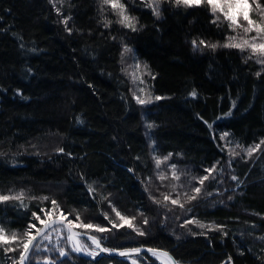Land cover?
Segmentation results:
<instances>
[{
	"label": "trees",
	"instance_id": "obj_1",
	"mask_svg": "<svg viewBox=\"0 0 264 264\" xmlns=\"http://www.w3.org/2000/svg\"><path fill=\"white\" fill-rule=\"evenodd\" d=\"M120 1L135 30L102 0H0V195L19 197L0 201V227L40 229L33 214L47 221L56 201L78 225L108 229L82 233L109 250L149 247L180 264H264V68L222 46L229 27L206 5L168 1L158 17L142 0ZM125 49L160 97L146 108L133 95ZM152 148L181 176L212 170L207 199L181 198ZM42 239L28 264H133L84 259L73 248L51 255L38 251ZM6 248L0 264H20ZM145 258L155 259L136 260Z\"/></svg>",
	"mask_w": 264,
	"mask_h": 264
},
{
	"label": "rangeland",
	"instance_id": "obj_2",
	"mask_svg": "<svg viewBox=\"0 0 264 264\" xmlns=\"http://www.w3.org/2000/svg\"><path fill=\"white\" fill-rule=\"evenodd\" d=\"M53 1L55 2V4L58 1L62 2V0H53ZM142 1L147 3L149 6H152L155 10H157V9L159 10L164 5V3H167L168 1L175 2V0H142ZM120 3H121V1H120ZM199 5L200 6L201 5L208 6L209 11L212 12L213 15H215L214 19L216 21L221 22V24L225 23L226 26L228 25V27H229V38H228L229 43H242L245 39H248L250 42H256V43L264 42V33H259L255 30H252L249 32L244 31V29L248 28L249 25H248L247 20H245L243 18V14H246L248 16V18L253 21V28H255L256 26L264 27V8L259 3L258 0H247L246 3L241 2L237 5V7H235L234 9L231 10V14L233 16H235L237 19L238 26L232 25L229 20L225 19L223 12H221L219 10L216 12H213L211 6L207 3V0H201V3ZM193 6H196V5H193ZM224 10L228 11V9H224ZM233 37L235 38L234 40L232 39ZM253 37H256L255 41L252 40ZM243 52L245 53L246 56H248L249 59H254L257 63L262 65V67L264 68V62H258V61H264V54L252 53L251 50L247 47L244 48ZM126 55H127V57L124 56L123 64L126 68V72H127L128 76L132 80L133 95H134L137 102H138V99L145 101L144 103L138 102V104H140L142 107L146 108L147 106H150L151 104L155 103L156 99L152 96V94L150 93V90L148 88L147 80L145 79V75H146L145 68L140 63V61L137 59V57L134 53H132L130 51ZM146 126H147V124H146ZM147 138L149 141H151V133L149 131H147ZM156 154H157L156 151L152 148V155L153 156L155 155V158H157V160L161 161L159 169H158L159 173L160 172H166L165 171V167H166L168 169V171H170L169 172L170 175L173 176V173L171 170L172 164L169 161L167 162V160H165L164 159L165 157H163V156H159L157 154V157H156ZM164 161H166V164L164 163ZM175 172L180 177L178 180L176 179L178 182V185H179L178 186V188L180 189L179 191L184 192V194L181 196V198H184L185 196H187V197L197 196L196 197L197 200L207 199V198H205L204 195H205V192L208 193V190H207V187L204 185H206L207 181L213 176L211 174V172L207 171V172H205V174H203L200 177H197L194 173H192V176H181L177 166H175ZM225 172H227V171H225ZM204 176H207L208 180H205L204 184L201 185L199 183V179L204 177ZM165 179H166V177H165ZM196 187H199L201 189L199 194H197L193 191V189ZM187 189H189V190L191 189L190 191H192V192L189 193V190H187ZM185 190H187V191H185ZM175 197H176V195H175ZM177 199L178 198L176 197V200ZM176 204H180V201H179V203H176ZM61 213H63V212L59 209L53 211L52 215L47 216V222L50 221L51 219H54V218H62V219L66 218L65 219L66 221H73V223L70 225H72L74 228H76L78 231H80L82 233V229H84V228L81 227V229H80V226L78 225V223L69 214L63 213V215H61ZM170 220L173 221L172 218ZM121 222L124 223L125 226L128 225L124 221H121ZM133 222L134 221L131 220V224H133ZM31 231H32V235L35 236L37 234L36 229H32ZM12 233H10V234H12ZM6 234L10 235L9 233H6ZM15 234L17 235V237H21L23 233L20 232V233H15ZM42 238H41L42 241L38 246V251L47 252L51 255L53 252L56 253L58 251L61 253L62 256L66 255L65 250H67V249L73 248L76 251L75 245H74L73 241L71 240L67 230L64 227H61V226L55 227V228L51 229ZM24 239H27V237H25ZM78 239H79V244H80L82 250L84 251V253L87 256L94 257L95 255H97L99 253V249H98V247L94 241H92L91 239L90 240L81 239V238H78ZM4 245L5 246L8 245L10 248L16 249L15 251H12L13 253L16 252V253H19V255H21V253L23 252L22 244L19 241L17 243L4 244ZM35 246H34V248H35ZM104 250L112 251V252L123 251V250H109L106 248H104ZM124 251H126V250H124ZM154 257H155L154 261H150V260L145 258V263L146 264H170L169 260L166 258H162L160 256H154ZM136 258L137 257L127 258V259L131 260V262L133 264H144V261L140 262V261L136 260ZM44 262L49 263V262H51V260L48 261L46 259V260H44ZM17 263H20V261L18 260ZM28 263H29V260H28ZM4 264H6V263L4 262Z\"/></svg>",
	"mask_w": 264,
	"mask_h": 264
},
{
	"label": "snow or ice",
	"instance_id": "obj_3",
	"mask_svg": "<svg viewBox=\"0 0 264 264\" xmlns=\"http://www.w3.org/2000/svg\"><path fill=\"white\" fill-rule=\"evenodd\" d=\"M102 2L105 5H110L113 9H118L119 10L118 14L121 17V21L120 22L122 24H124L125 27H129V28H132L133 30H135L134 23H133L134 18H130L129 16H127L125 14L124 5L120 3V0H102ZM241 2L246 3L247 0H207V3L211 6L213 12H216L218 10L223 12V15H224L225 19L229 20L232 25H237V26H238L237 19H236L235 16H233L231 14V10L234 9L235 7H237V5L239 3H241ZM175 3L177 5L183 4V5L187 6V7H191L193 5H199L201 3V0H175ZM224 9H228V11H225ZM155 15H157L159 17L158 9L155 11ZM243 18L245 20H247L248 25H249L248 28L244 29L245 32H249V31L255 30V31L259 32V33H264V27L256 26L255 28H253V21L250 20L246 14H243ZM213 22H215V21H213ZM65 23H67V21H65ZM232 39L234 40L235 38L233 37ZM252 40L255 41L256 37H253ZM200 43H203V41H201ZM193 44L195 45V41L193 42ZM222 46L226 47V48H238L241 51H243L244 48L247 47V48H249L251 50L252 53L264 54V42L256 43V42H250L248 39H245L242 43H229V44H225V45H222ZM210 47L215 49L217 47V45L212 44V45H210ZM125 51H130V49H125ZM258 62H264V61H258ZM192 95L195 96V92H193ZM156 99L159 100L160 97H156ZM138 102L139 103H144L145 101L138 99ZM225 135H227V134H225ZM261 143H264V141H262ZM255 147L259 148V145H256ZM247 152H248L249 155H251L252 152H253V148L247 149ZM164 159L167 160L168 157H165ZM160 163H161V161L157 160V167L158 168L160 166ZM171 170H172V173H173V178L178 180L180 177L175 172V165L174 164L171 166ZM205 171L211 172L212 170L206 169ZM160 178L161 179H165V177L163 175H161ZM207 179H208V177L204 176V177L199 179V183L201 185H203L204 181L207 180ZM233 179H236V177H233ZM193 191L195 193L199 194L201 189L199 187H196V188L193 189ZM20 195H22V194H20ZM18 198H19L18 196L17 197H9V196L0 195V201H6L8 199H18ZM195 198H196V196H191L190 197V199H195ZM44 199H47V197H45ZM165 199H169V197L165 196ZM172 203L176 204L177 201L176 200H172ZM52 205H53V209L45 211V216H50V215H52L53 211L59 209V205H57L56 201H52ZM42 211H44V210H42ZM113 211L116 212V216H118L121 221H124L125 223L128 224L129 227H132L131 221L127 217L121 215V213L119 211H116L115 209H113ZM33 215L35 216V219L40 222V224H45L47 226V221L45 219H41V217L39 215H36L35 213ZM61 215H63V213H61ZM106 218H107V216H106ZM79 219L80 218L77 215L76 216V220L79 221ZM68 223L72 224L73 221H68ZM110 223L112 224L113 228H117V227L120 226V225H117L113 221H110ZM79 226L80 227H85V228H95V231H98V232H104V231L108 230V229H106L104 227L94 226L92 224H80ZM32 229H36L37 234H39V233L44 231L43 229L37 228L35 224H30L28 226V230H26L22 234L21 237H17V235L15 233H12L10 235L6 234V232L3 229V227H0V245L17 243L18 241L22 244L23 252L20 255V264H24V261L26 259H28L27 253L30 250V246H33V241L36 238L34 235H32V231H31ZM140 234L143 235V233H140ZM25 237H27V239H24ZM93 239H95V238H93ZM97 246L99 247L98 242H97ZM15 250L16 249H14V248H6L5 249V251H15ZM120 254L121 255H125V253H120Z\"/></svg>",
	"mask_w": 264,
	"mask_h": 264
},
{
	"label": "water",
	"instance_id": "obj_4",
	"mask_svg": "<svg viewBox=\"0 0 264 264\" xmlns=\"http://www.w3.org/2000/svg\"><path fill=\"white\" fill-rule=\"evenodd\" d=\"M58 226H61V227H64L71 240L73 241L75 247H76V250H77V254L79 256H81L82 258H85V259H89V260H97L103 256H106V257H111V258H123V259H127V258H133V257H138V256H141V255H150V256H161V257H164L166 259L169 260V262L171 264H179V262L167 251H164V250H159V249H154V248H149V247H143V248H140L138 250H126V251H106L104 250V248L102 247L101 243L99 240H97L95 237L91 236V235H88V234H85V233H81L80 231H78L76 228H74L72 225H70L68 223V221H66L65 219H62V218H54V219H51L50 221L47 222V226L44 224L40 229H43L44 231L39 233V234H36L35 235V240L33 241V246H30V250L29 252L27 253V257L28 259H26L24 261V264H27L28 263V260H29V257L31 255V252L35 246V244L47 233L49 232L51 229L55 228V227H58ZM78 238H86V239H91L92 241H94L97 245V242L99 244V253L97 255H95L94 257H90V256H87L84 251L82 250L79 242H78ZM95 238V239H93ZM120 253H125V255H121ZM166 254V255H165Z\"/></svg>",
	"mask_w": 264,
	"mask_h": 264
},
{
	"label": "bare ground",
	"instance_id": "obj_5",
	"mask_svg": "<svg viewBox=\"0 0 264 264\" xmlns=\"http://www.w3.org/2000/svg\"><path fill=\"white\" fill-rule=\"evenodd\" d=\"M138 249H140V248H138ZM138 249H135V250H138Z\"/></svg>",
	"mask_w": 264,
	"mask_h": 264
}]
</instances>
